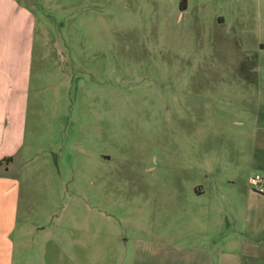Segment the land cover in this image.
Returning a JSON list of instances; mask_svg holds the SVG:
<instances>
[{"label": "rangeland", "instance_id": "374dc122", "mask_svg": "<svg viewBox=\"0 0 264 264\" xmlns=\"http://www.w3.org/2000/svg\"><path fill=\"white\" fill-rule=\"evenodd\" d=\"M18 1L35 17L19 221L86 229L91 264L116 237L264 264V0Z\"/></svg>", "mask_w": 264, "mask_h": 264}, {"label": "crops", "instance_id": "0c3cea01", "mask_svg": "<svg viewBox=\"0 0 264 264\" xmlns=\"http://www.w3.org/2000/svg\"><path fill=\"white\" fill-rule=\"evenodd\" d=\"M34 25L35 17L25 5L18 0H0V264H59L62 243L67 245L68 264H91V236L86 229L81 230L85 236L80 239L69 230L67 240H62L54 226L29 224L18 217L22 192L20 181L11 170L23 156ZM66 77L63 73V84ZM195 193L200 197L203 191ZM124 243L117 237L103 239L99 264H144L143 261L191 264L193 261L188 254L125 255ZM242 256L250 258L244 253L230 255L232 260Z\"/></svg>", "mask_w": 264, "mask_h": 264}, {"label": "built area", "instance_id": "2783aa9c", "mask_svg": "<svg viewBox=\"0 0 264 264\" xmlns=\"http://www.w3.org/2000/svg\"><path fill=\"white\" fill-rule=\"evenodd\" d=\"M249 183L256 191H258L259 194H264V183L258 176L251 178Z\"/></svg>", "mask_w": 264, "mask_h": 264}, {"label": "trees", "instance_id": "16d2710c", "mask_svg": "<svg viewBox=\"0 0 264 264\" xmlns=\"http://www.w3.org/2000/svg\"><path fill=\"white\" fill-rule=\"evenodd\" d=\"M185 2H186V0H180V9H182V10L185 9Z\"/></svg>", "mask_w": 264, "mask_h": 264}]
</instances>
